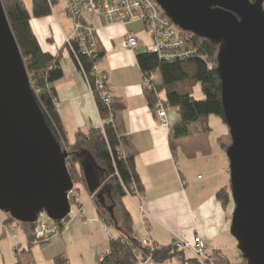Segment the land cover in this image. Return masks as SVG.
<instances>
[{"label": "water", "instance_id": "water-1", "mask_svg": "<svg viewBox=\"0 0 264 264\" xmlns=\"http://www.w3.org/2000/svg\"><path fill=\"white\" fill-rule=\"evenodd\" d=\"M182 31L218 46L223 114L235 208L231 233L247 264H264V0H156ZM64 150L40 108L0 0V209L22 223L41 212L71 211L75 183ZM94 164L83 162L91 194L101 197Z\"/></svg>", "mask_w": 264, "mask_h": 264}, {"label": "crops", "instance_id": "crops-1", "mask_svg": "<svg viewBox=\"0 0 264 264\" xmlns=\"http://www.w3.org/2000/svg\"><path fill=\"white\" fill-rule=\"evenodd\" d=\"M57 21L58 24L52 16L35 18L32 27L45 50L51 53L62 50L65 75L56 83L57 106L69 138L74 140L77 131L100 127L103 121L91 87L65 47L64 38L69 34ZM128 25L117 24L99 31V44L104 53L99 69L107 74L111 95L125 104L122 118L131 141L127 153L134 156L145 187L139 199L133 195L124 199L132 214L135 236L139 240L150 237L160 246L173 244L177 235L188 239L200 236L207 243L208 252L228 260L215 264H243L238 242L231 233L235 202L227 156L229 128L221 117L211 114L207 132L170 143L169 128L160 126L156 110L149 105L145 94V78L137 61L138 53L142 52L137 51L140 44L134 49L123 45L125 32H132ZM166 109L170 125L179 121L177 108ZM224 187L230 194L226 206L217 197ZM90 200H94L91 195ZM80 203L84 216L71 219L59 236L41 245L38 251L32 246L27 256L31 264H56L55 257L59 254H65L71 264H100L109 251L111 239L119 232L109 231L97 203L89 209L90 203ZM3 226L5 229L4 223ZM184 254L187 259L194 258L189 250ZM145 264L201 263L183 262L175 257L161 263L147 260Z\"/></svg>", "mask_w": 264, "mask_h": 264}, {"label": "trees", "instance_id": "trees-1", "mask_svg": "<svg viewBox=\"0 0 264 264\" xmlns=\"http://www.w3.org/2000/svg\"><path fill=\"white\" fill-rule=\"evenodd\" d=\"M58 2L59 0H52L54 6ZM3 5L22 53L37 102L55 137L69 153L67 165L74 183L83 181L87 185L83 162L90 161L94 164L93 176L98 178L99 190L102 192L101 197L96 198L98 209L106 223L119 232L117 237L111 239L109 251L100 264H145L149 257L157 263L175 257L183 262L198 263L195 258L187 259L185 251H176L173 248L174 244L156 245L155 248L150 249L135 236L132 214L124 199L127 195L141 196L145 187L134 156L127 153L131 141L126 135L122 118L125 104L114 97L111 102H106V95L110 93L108 87L106 90L99 89L92 72L96 58L82 54L75 44V50L89 79L103 125L88 131L79 130L75 133L74 140H71L57 106L56 83L65 75L62 67V50L56 53L45 50L32 27L33 19L45 18L52 14L49 0H32L31 9L28 8L25 0H3ZM185 33L196 50V53L189 58L168 61L160 59L156 53L147 50L137 55L138 65L144 77L157 73L160 75L159 80L152 82V88L145 87L149 105L155 109L156 104L162 101L166 107H175L178 110L179 121L169 126V140L172 144L176 139L207 132L210 129L208 118L211 114L221 117L226 124L223 114L222 82L217 72L218 46L190 32ZM65 47L82 71L75 53L66 43ZM103 54L101 50L97 58L101 59ZM197 83L202 84L205 94L202 99H197L193 95V88ZM217 197L226 206L230 201L229 189L226 187L220 189ZM74 201H79L76 194ZM106 214L109 215V219ZM68 219L69 217L66 218ZM14 221L22 223L9 214L4 225L11 226ZM59 223L62 224V221ZM22 224L28 235V248L31 253L32 246L38 243L35 242V223ZM26 251L27 249L23 248V252ZM139 253L143 262H139ZM214 257L215 262H228L221 255L214 254ZM20 258V263H30L29 258L27 262L22 256ZM55 262L71 264L65 254L57 255ZM243 264H247L245 259Z\"/></svg>", "mask_w": 264, "mask_h": 264}, {"label": "built area", "instance_id": "built-area-1", "mask_svg": "<svg viewBox=\"0 0 264 264\" xmlns=\"http://www.w3.org/2000/svg\"><path fill=\"white\" fill-rule=\"evenodd\" d=\"M49 3L51 8L54 9L51 0H49ZM64 9L73 22V31L70 35H65V43L75 53L82 73L90 87L87 74L81 66L75 50V44L78 45L82 54L96 58L92 72L96 77L98 88L106 90L107 74L99 69L100 59L97 58L101 51L98 33L100 30L117 24L127 25L131 22H144L151 38V43L146 46V50L156 53L160 59L168 61L181 60L196 53L186 33L167 17L156 0H64ZM93 22L98 23V26L96 27ZM123 45L126 48L134 49L139 45V38L132 32L127 31L125 32ZM210 68H212V64H210ZM144 78L145 85L152 88V82L157 79V76L152 74ZM105 100L106 102L113 100L111 93L106 95ZM155 110L160 126L169 128L170 121L167 117L165 104L159 101L155 106ZM74 195V190L69 192L71 211L67 216L69 217L68 220H66L67 217L59 220L62 221V224L58 220L51 219L45 211L39 214L38 220L35 222V242H47L59 236L71 219L84 216V207L79 201L76 202L77 211H72ZM45 217L46 219H43ZM18 229L17 226H5V230L12 237H16ZM143 245L153 249L157 244L153 239L147 237L143 240ZM177 245L182 249L191 251L193 257L201 264H215V258L212 253L208 252L207 243L202 237L196 236L192 239H186L178 235ZM16 247L19 250L20 243H17Z\"/></svg>", "mask_w": 264, "mask_h": 264}, {"label": "rangeland", "instance_id": "rangeland-1", "mask_svg": "<svg viewBox=\"0 0 264 264\" xmlns=\"http://www.w3.org/2000/svg\"><path fill=\"white\" fill-rule=\"evenodd\" d=\"M26 4L28 6V8L31 9L32 7V0H25ZM52 2V0H51ZM54 6V5H53ZM52 9V8H51ZM53 17L54 21L56 22V24H58L59 20L63 27L65 28V31L70 35L73 31V22L72 19L68 16V14L66 13L65 9H64V0H59V2L54 6V9H52V14L50 15ZM128 29L131 30L132 32L135 33V35L139 38L140 40V45L137 48V51H145L146 50V46L149 45L151 43V40L149 38V33L147 32L146 29V25L144 22H131L128 25ZM157 79H160V75L159 73H157ZM193 95L197 98V99H202L205 97L203 88H202V84L201 83H197L194 88H193ZM162 97L164 98L165 95L164 93L162 94ZM232 143V139H231V135L229 132V144L228 147L231 145ZM88 185H85V183L83 181H79L77 183H75L74 186V193L76 195H78V199L84 203H90L88 206L91 207L90 205H93L94 207H96V202L95 200H90V193L87 191ZM137 199H139L138 196H136ZM129 199V198H128ZM127 200V202L132 205V201ZM133 206V205H132ZM141 210L144 212V209L142 207V205H139ZM135 207V206H134ZM72 211L75 212L77 211V203L76 201H74L72 203ZM107 215V214H106ZM9 217V214L2 211L0 209V264H25V263H20V256H22L23 260L25 262H27L29 259H26L27 256L30 254L29 253V248H28V240H27V233L25 231V227L24 224L22 223H18L17 221H14L11 226H17L19 228V230L16 233V237L12 238V236L4 229L3 223L4 220L6 218ZM43 219H46L43 218ZM107 219H109V215H107ZM109 231L113 232V234L116 232L115 228L112 225H108ZM178 236V235H177ZM180 237H183L181 235H179ZM150 238V237H149ZM185 238V237H184ZM187 239V238H186ZM142 244H143V240H141ZM20 243V248L19 251H17V247L16 244ZM46 242H39V243H35V245H33V247H37V251L40 248L41 245H43ZM173 248H175L176 251H186V249H182L177 245V238L174 240L173 243ZM32 247V248H33ZM149 247V246H147ZM23 248H26L27 251L23 252ZM150 248V247H149ZM152 249V248H150ZM33 250V249H32ZM35 254H36V250H35ZM139 255V262H143V259L141 258L140 253ZM36 256H38L36 254ZM149 257V256H148ZM150 258V257H149ZM149 260H152L151 258ZM153 261V260H152ZM215 261V259H214ZM138 262V263H139ZM27 264H31L28 263ZM141 264V263H140Z\"/></svg>", "mask_w": 264, "mask_h": 264}, {"label": "bare ground", "instance_id": "bare-ground-1", "mask_svg": "<svg viewBox=\"0 0 264 264\" xmlns=\"http://www.w3.org/2000/svg\"><path fill=\"white\" fill-rule=\"evenodd\" d=\"M91 198H93V199L95 200V199L98 198V197H97V195H92V194H91ZM95 201H96V200H95Z\"/></svg>", "mask_w": 264, "mask_h": 264}]
</instances>
